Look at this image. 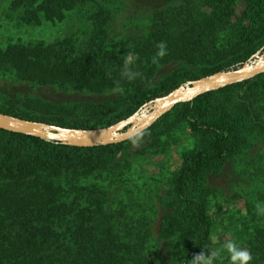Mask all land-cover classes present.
<instances>
[{"label": "trees", "instance_id": "1", "mask_svg": "<svg viewBox=\"0 0 264 264\" xmlns=\"http://www.w3.org/2000/svg\"><path fill=\"white\" fill-rule=\"evenodd\" d=\"M104 1L11 0L29 26L94 4L93 31L85 50L68 38L0 48V75L76 94L60 101L15 95L0 112L65 127L107 126L182 83L239 67L264 45V0H170L149 13L146 35L128 49L107 48ZM161 41L167 55L154 64ZM127 57L141 74L133 81L121 77ZM180 126L192 144L157 194L154 218L150 208L129 215L135 198L122 197L131 180L128 145L145 139L158 153ZM227 165L239 170L225 196L210 179ZM98 175L104 178L92 182ZM220 197L228 204L238 198L243 208L216 220L211 206ZM257 202H264V72L177 104L115 144L71 146L0 128V264H191L199 252L216 250L215 264H229L228 241L251 252L250 264H264Z\"/></svg>", "mask_w": 264, "mask_h": 264}, {"label": "rangeland", "instance_id": "2", "mask_svg": "<svg viewBox=\"0 0 264 264\" xmlns=\"http://www.w3.org/2000/svg\"><path fill=\"white\" fill-rule=\"evenodd\" d=\"M168 1L170 0H105L102 3L107 9L103 45L107 48L115 47L119 51L128 49L135 40L146 35L150 25L149 13ZM94 7V4L90 3L78 5L66 13L65 18L60 22L29 26L21 21L22 6H13L11 0H0V48H5L15 42L51 44L68 38L73 41L76 49L85 50L89 38L92 36L93 27L90 13ZM167 71L161 70L159 74H165ZM6 76L0 75V106L15 95L35 94L52 101L76 98L74 93L56 91L48 87H31L24 83H16ZM179 86L186 85L182 83ZM94 122L95 120L91 124ZM165 142L162 143L163 146H160L165 149L159 148L158 153H155L153 148H148L149 141L145 139L131 143L127 147L132 165L125 174L131 180L128 186L123 187L122 197L127 203L129 198L130 200L135 198L133 199V210L131 211L127 207L129 215L150 208L147 211L152 215L150 218H154L153 211L157 194L162 193L167 177L179 165L181 151L192 144L189 130L181 126L175 129ZM235 168L227 165L221 173L210 179L212 184L224 190L225 196H228L233 190L229 180L236 177V172L239 169ZM91 178L92 182H97L104 177L98 175ZM227 204L224 197L212 202L211 211L216 220H224L235 213L237 216V209L243 208V203L238 198H234L228 204L229 206ZM139 213L134 215V218H127L126 221H137L136 217Z\"/></svg>", "mask_w": 264, "mask_h": 264}, {"label": "water", "instance_id": "3", "mask_svg": "<svg viewBox=\"0 0 264 264\" xmlns=\"http://www.w3.org/2000/svg\"><path fill=\"white\" fill-rule=\"evenodd\" d=\"M264 72V45L239 67L212 72L190 80L143 103L132 114L107 126L76 128L30 120L0 112V128L71 146L91 147L126 141L151 126L175 105L191 101L205 92L241 82Z\"/></svg>", "mask_w": 264, "mask_h": 264}, {"label": "clouds", "instance_id": "4", "mask_svg": "<svg viewBox=\"0 0 264 264\" xmlns=\"http://www.w3.org/2000/svg\"><path fill=\"white\" fill-rule=\"evenodd\" d=\"M156 48L157 52L152 57V62L154 64L158 63L160 59L167 55L166 42L161 41L157 43ZM131 63L132 57H127L124 61V66L121 71V77L126 78L128 81H133L141 75L140 73L131 69ZM114 85V91L122 92L120 81H115ZM255 209L258 215L264 216V202H257L255 204ZM223 247L228 253L229 264H250V262L253 260L251 252L247 248L239 247L235 241H228ZM218 255L219 250H216L212 253L201 251L193 257L191 264H215V260Z\"/></svg>", "mask_w": 264, "mask_h": 264}]
</instances>
